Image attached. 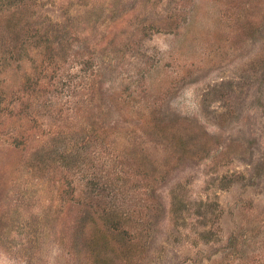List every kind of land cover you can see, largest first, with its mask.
<instances>
[{
  "label": "rangeland",
  "instance_id": "1",
  "mask_svg": "<svg viewBox=\"0 0 264 264\" xmlns=\"http://www.w3.org/2000/svg\"><path fill=\"white\" fill-rule=\"evenodd\" d=\"M102 263L264 264V0L0 3V264Z\"/></svg>",
  "mask_w": 264,
  "mask_h": 264
},
{
  "label": "trees",
  "instance_id": "2",
  "mask_svg": "<svg viewBox=\"0 0 264 264\" xmlns=\"http://www.w3.org/2000/svg\"><path fill=\"white\" fill-rule=\"evenodd\" d=\"M23 2L24 0H0V3H2L3 6L6 5H14L16 2ZM23 9H18L13 11V13L10 15L11 18L9 20L10 24L8 25L9 28L14 29L16 28L17 24L16 21L23 19V13L24 10ZM20 37H19V32H16L15 35H13V37H11V42L13 43H19L20 41ZM22 43V42H21ZM55 150V149H54ZM59 153V152H57ZM49 155V154H48ZM77 154H66V153H61L59 154V159L62 160L64 162V166H67L68 168H72L73 166L75 167H79L81 166V164L84 163V159H80L76 157ZM121 154H116L114 157L111 158V162L114 164L113 166H115L117 168V172L115 173L114 179H110L106 178L105 180H103L102 177H99L97 175H93L91 177L88 178L87 176V186L85 187L87 190V194L89 196V199L91 200H95L96 198H100L101 195H106L109 198L114 197L113 201H117L119 199L118 197V192H116L117 186L120 185V183H125L128 181L129 176L127 175V177H123L121 176V171H123L121 168L123 166H121V164L119 165V158L117 159V157H120ZM87 157V156H86ZM49 159V158H48ZM106 162V161H104ZM108 162V160H107ZM89 173V172H87ZM112 177V176H111ZM130 181V179H129ZM81 197V196H80ZM82 199V197L80 198ZM90 201V200H89ZM100 219L103 222V226L104 228L100 229V231H102L103 233L105 231H112L113 233H117L119 236L121 237H125L128 234L131 233V230L128 226V224L130 225L131 220H134V215L131 213H123L120 212L119 209H113V208H109V209H104V211L102 213L99 214ZM95 222V221H94ZM99 243H94L92 245V251H97L99 249L98 246ZM101 252V250H100ZM104 264V263H102Z\"/></svg>",
  "mask_w": 264,
  "mask_h": 264
}]
</instances>
